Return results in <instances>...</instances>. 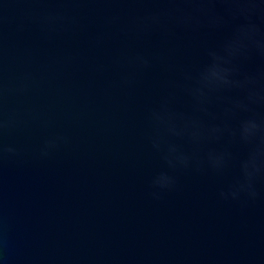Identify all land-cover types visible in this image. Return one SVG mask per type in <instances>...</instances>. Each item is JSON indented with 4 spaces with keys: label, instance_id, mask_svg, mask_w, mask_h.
<instances>
[{
    "label": "water",
    "instance_id": "95a60500",
    "mask_svg": "<svg viewBox=\"0 0 264 264\" xmlns=\"http://www.w3.org/2000/svg\"><path fill=\"white\" fill-rule=\"evenodd\" d=\"M233 3L0 0V264H264V173L255 198L221 196L251 148L229 128L264 104L228 112L244 94L232 89L199 111L188 91L243 21ZM238 64L255 72L264 57ZM165 105L178 126L184 114L224 130L170 133L150 119ZM160 173L175 183L154 185Z\"/></svg>",
    "mask_w": 264,
    "mask_h": 264
},
{
    "label": "clouds",
    "instance_id": "9594fccd",
    "mask_svg": "<svg viewBox=\"0 0 264 264\" xmlns=\"http://www.w3.org/2000/svg\"><path fill=\"white\" fill-rule=\"evenodd\" d=\"M197 7L199 5H196ZM235 8L233 16H243V21L233 26L231 34L223 41L219 48H209L208 61L200 68L194 78V83L188 91L194 100V107L199 111H207V102L211 94L224 90L239 89L242 96L230 99L228 112L251 111L253 105L264 104V67L255 72L240 74L238 62L249 59L253 54L264 57V26L253 16V11L264 13V0H234L230 5ZM191 17L185 16V20ZM153 20L156 17H152ZM264 20V15L259 16ZM212 23L219 25L224 23V17L217 15L212 18ZM136 61L140 65H148L149 59L145 56H137ZM150 119L162 125L170 133L180 135L187 133L193 140H199L205 134L218 136L224 130L220 125H213L203 129L196 118H185L180 114L182 125L178 126L176 114L170 112L165 105L160 110H153ZM225 127H229L225 125ZM233 131L239 139L250 144L251 148L246 159L240 163L241 177L228 191H221V196L227 198H239L241 193H246L250 198L257 196L255 178L264 173V115L252 114L239 121L238 127ZM154 145L159 147V137L153 139ZM8 151H15L9 147ZM168 152L173 158L187 164L190 157L178 152L175 145H170ZM226 153L210 151L208 160L213 167L220 169L224 166ZM171 162V161H170ZM152 183L160 187H168L175 183L174 177L167 173L157 175ZM158 196L157 192H153Z\"/></svg>",
    "mask_w": 264,
    "mask_h": 264
}]
</instances>
